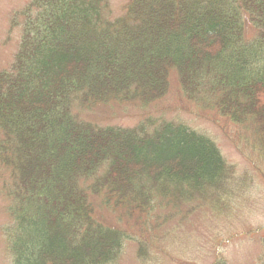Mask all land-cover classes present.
<instances>
[{"label":"trees","instance_id":"obj_1","mask_svg":"<svg viewBox=\"0 0 264 264\" xmlns=\"http://www.w3.org/2000/svg\"><path fill=\"white\" fill-rule=\"evenodd\" d=\"M20 14L18 49L0 69L11 264H108L125 240L144 259L173 215L161 206L222 214L249 185L182 122L93 125L75 117V103H148L174 72L184 102L230 126L264 179V0H127L117 14L108 0H30ZM93 195L129 226L96 218ZM211 264L228 262L218 254Z\"/></svg>","mask_w":264,"mask_h":264},{"label":"rangeland","instance_id":"obj_2","mask_svg":"<svg viewBox=\"0 0 264 264\" xmlns=\"http://www.w3.org/2000/svg\"><path fill=\"white\" fill-rule=\"evenodd\" d=\"M29 1L0 0V69L13 61L22 28V16L18 12ZM126 1L108 0L111 14L120 13ZM197 109L182 99L174 72L170 73L165 94L148 103L108 101L88 106L73 105L72 111L78 120L99 126L133 127L146 119L182 122L210 137L238 175L250 176L245 193L234 199L238 204L232 211L217 214L201 206L183 217L187 203L176 208L161 206L158 214L170 211L173 215L162 219L154 231L155 238L147 243L146 257L139 258L135 241L127 240L112 264H180V261L211 264L218 254L228 264H264V179L231 143L230 133H227V130L232 132L231 127L210 120L209 112L201 113ZM14 182L11 169L0 161V264H11L5 230L12 223L7 191ZM90 201L94 205L95 217L100 221L121 228L129 226L131 220L118 218L116 211L105 208L100 195L91 196Z\"/></svg>","mask_w":264,"mask_h":264}]
</instances>
